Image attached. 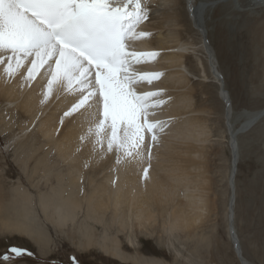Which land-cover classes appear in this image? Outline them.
<instances>
[{"label": "bare ground", "instance_id": "obj_1", "mask_svg": "<svg viewBox=\"0 0 264 264\" xmlns=\"http://www.w3.org/2000/svg\"><path fill=\"white\" fill-rule=\"evenodd\" d=\"M150 1L148 4L150 18L142 21L135 29L137 34L144 33L145 29L149 32L145 36L137 35L129 39L126 50L137 54H154L140 63L133 62L129 71L135 73L136 84H140L141 89L137 94L156 93L148 98L150 105L148 120L157 125L156 139L152 140V134L145 132L147 147L134 158L123 153L117 156L115 151H109L106 138H103L102 144L97 143L100 138L95 135L93 119L95 107L84 115L75 113L71 117H64V112L75 102L77 91H69L66 86L58 84L54 86L52 95L46 98L43 94L46 79L42 81L41 76H37L31 85L24 81L30 64L25 62V66L14 76L6 75L4 72L6 65H0V102H5L9 112L12 115L18 114L22 120V123L20 121L18 124L19 120L15 118L13 121L10 116L6 121V116L0 114V142H7L10 135L17 130L30 128H33L31 132L35 131L41 137L33 142L29 139L33 133L22 134L15 141L16 144L12 143L15 145L16 154L13 157L14 163H8L9 166L4 170L0 169L1 229L24 233L34 242L41 243L46 239L43 238L44 225L38 222L41 219L39 211H42L41 214H44L55 228L65 227L69 223L72 230L78 234L77 247L88 249L93 245L119 264H160L157 259L145 258L124 250H136L137 230L142 231L143 228L152 226L156 220L155 215L164 216L168 210L166 206H170V210L166 212V219L161 221L163 232L169 236L174 229H180L185 235L190 236L200 227L207 215L203 210L210 208L211 202L208 198H202L200 194H194L189 188L187 190L184 182L185 179L194 182L187 167L195 168L197 162L190 158L189 154L179 156L180 159L176 160L179 154L176 156L172 153L176 146L171 147L167 141H162L164 135L183 139L185 147L182 151L188 153V150L195 152L196 146L191 142L200 139L202 121L199 117L193 115L184 120L181 119V115L198 113L205 109H192L189 100L193 89L188 91L179 89L187 85L178 81L177 77L174 79L182 85L175 86L167 82L171 75L168 76L169 73L175 74L181 72V68H185V59L191 57L187 52L193 43L183 40L181 25L182 23L185 25L187 19L176 11L178 0ZM233 1L235 8L248 11L250 15H255L253 13L255 8L264 7V0ZM216 2L219 1L194 3L193 0H187L189 20L203 34L202 47L209 54L211 51L205 40L207 31L203 27L206 21L205 13L218 4ZM154 11L157 13L154 14ZM159 59H169L174 63L165 65L166 63L162 64L161 61V64H157L156 61ZM162 68L168 69V72L163 73L165 69ZM212 73L215 75V71L212 70ZM145 74H155L158 78H153L150 82L140 80L139 77ZM29 85L26 90V86ZM24 90L26 91L20 99ZM221 95L225 100V115L226 113L230 115L227 120L231 147V162L227 175L230 196L228 233L235 255L241 252L238 259L243 264H250L242 254L234 223L235 178L239 153L237 135L246 132L264 116V107L255 111L242 109L240 114L244 116V120L239 126L234 127L231 122V100L226 98L224 89ZM36 121V125L32 127ZM159 142L164 148L150 147L151 144L158 145ZM180 142L177 141L176 144ZM9 149L10 147L5 151L9 152ZM50 151L55 157L48 161ZM7 152L1 151V156L5 157ZM149 152L151 156L148 155ZM13 176H16L17 180L9 184L7 178ZM1 178H5L6 181H2ZM82 178L88 182L86 188L81 183ZM179 190H182L181 195L176 194ZM94 223L104 225V230L92 240L96 230ZM109 226L115 229L113 234L108 233ZM169 244L171 243L168 241L167 247ZM40 248L42 254L47 252L45 247Z\"/></svg>", "mask_w": 264, "mask_h": 264}, {"label": "rangeland", "instance_id": "obj_2", "mask_svg": "<svg viewBox=\"0 0 264 264\" xmlns=\"http://www.w3.org/2000/svg\"><path fill=\"white\" fill-rule=\"evenodd\" d=\"M149 1L144 0L147 5ZM204 1L214 0H193L194 3ZM217 1H219L216 2L218 4L205 13L207 22L205 21L203 27L207 31L205 40L206 43L208 42L211 54L202 47L203 34L189 20L187 0H178L179 5L178 8L176 7V11L187 19L184 22L186 24L182 23L183 26L181 25L183 40L193 43V46L187 52L191 57L185 59V68H181V72L173 73L174 75L169 73L168 76L171 75L167 82L169 81L175 86L182 85L184 82L183 84L187 86L179 89L183 91L193 89L191 100H189L192 109L203 108L205 110L181 115V119L184 120L194 115L202 121L200 139L191 142L196 146L195 152L188 150V153H185L182 151L185 147L183 139L164 135L162 141H167L171 147L176 146L172 152L176 156L179 154L176 160L180 159L179 156L184 157L189 154V157L197 162L195 168L187 167L189 176L194 182L185 179V188L187 190L189 188L194 194L202 195L204 199L208 198L211 203L210 208L207 207L208 209L204 208L203 210L207 215L200 227L190 236L185 235L180 229H174L170 236L163 232L161 220L166 219L165 215L170 210V206H166L168 210L164 211V216L155 215L156 220L152 226L147 227L148 229L143 228L142 231H136V250H124L145 258L157 259L160 264H243L238 259L241 252L237 255L234 253L227 227V215L228 209H230L227 175L231 162L230 131L227 130V120L230 115L227 113L225 115V100L222 98L221 92L224 89L226 98L231 100V122L234 127L239 126L244 120V116L240 114L242 109L255 111L264 107V7L255 8L253 11L255 15H250L248 11L235 8L233 0ZM140 25L141 23L138 26ZM148 32L149 30L145 29L144 33L148 34ZM161 61L162 64L166 63L165 65L174 63L169 59H159L156 63L161 64ZM162 69H165L163 73L168 72V69ZM212 70L215 71V75ZM174 77L175 79L177 77V80L182 83L176 82ZM171 79L175 82H172ZM44 80L42 79V81ZM30 85L26 86V90ZM135 88H137L136 92H140V84H136ZM0 114L6 116V121L12 116L13 121L16 118L17 121L19 120L18 124L20 121L22 123L18 114L12 115L9 112L5 102H0ZM36 123L37 121L32 127ZM32 129L17 130L10 135V140L7 138V142H0V169L4 170L13 162V157L16 155L14 152L15 141L22 134H29ZM31 133L33 134L29 139H32L33 142L41 138L35 131ZM177 141L180 143L176 144ZM237 143L239 153L235 178L234 223L243 256L250 264H264V116L246 132L238 134ZM10 144L11 146H9ZM161 144V142L158 145L151 144L150 147L162 149L164 146ZM8 146L10 147L9 152L5 151L6 148H9ZM1 151L7 152V155L1 156ZM148 155L151 156V152ZM54 157V153L50 151L47 159L51 161ZM180 164L183 163L180 162ZM4 179L1 178L2 181H6ZM7 179H9V184L17 180L16 176ZM81 183L84 188L88 185L84 178L81 179ZM176 194L181 195L182 190ZM37 210L39 211L38 206ZM200 211L202 212V208ZM41 213L42 211H39L41 219L38 222L44 225L43 236L45 237L43 238L46 239L41 243H36L24 233L0 228V256L11 246L19 245L29 250L32 249L31 251H34L36 255L33 252L34 256L14 260L12 264H73L72 257H75L79 264H119L118 261L113 260L105 253L103 254L93 245L88 249L77 247L78 234L72 230L69 223L65 227L55 228ZM43 221L45 222L43 223ZM94 225L96 230H94L95 235L92 240H95L104 230V225L98 223H94ZM110 227H107L108 233L113 234L115 229ZM168 241L171 244L167 247ZM40 246L45 247L47 252L42 254ZM0 264H8V262L0 259Z\"/></svg>", "mask_w": 264, "mask_h": 264}, {"label": "snow or ice", "instance_id": "obj_3", "mask_svg": "<svg viewBox=\"0 0 264 264\" xmlns=\"http://www.w3.org/2000/svg\"><path fill=\"white\" fill-rule=\"evenodd\" d=\"M149 18L144 0H0V65L14 76L25 62L30 64L24 81L46 79V98L58 84L77 91L64 117L95 107L97 143L106 138L109 151L134 158L147 147L145 132L156 139L157 125L148 120V98L156 93L137 94L136 75L129 71L133 62L154 54L126 50L129 39L147 35L135 29ZM153 78L158 76L139 77ZM32 256L31 250L13 245L0 259L12 264Z\"/></svg>", "mask_w": 264, "mask_h": 264}, {"label": "crops", "instance_id": "obj_4", "mask_svg": "<svg viewBox=\"0 0 264 264\" xmlns=\"http://www.w3.org/2000/svg\"><path fill=\"white\" fill-rule=\"evenodd\" d=\"M30 250H32V249H30ZM32 252H34V251H32ZM35 253V252H34ZM35 255H36V253H35Z\"/></svg>", "mask_w": 264, "mask_h": 264}, {"label": "water", "instance_id": "obj_5", "mask_svg": "<svg viewBox=\"0 0 264 264\" xmlns=\"http://www.w3.org/2000/svg\"><path fill=\"white\" fill-rule=\"evenodd\" d=\"M220 88L222 89V87L220 86Z\"/></svg>", "mask_w": 264, "mask_h": 264}]
</instances>
